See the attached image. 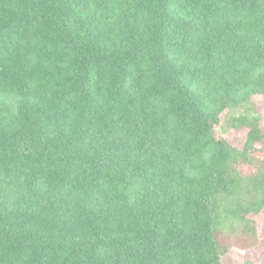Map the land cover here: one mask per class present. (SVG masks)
<instances>
[{
  "label": "trees",
  "instance_id": "obj_1",
  "mask_svg": "<svg viewBox=\"0 0 264 264\" xmlns=\"http://www.w3.org/2000/svg\"><path fill=\"white\" fill-rule=\"evenodd\" d=\"M258 96L264 0H0V264L264 250Z\"/></svg>",
  "mask_w": 264,
  "mask_h": 264
},
{
  "label": "rangeland",
  "instance_id": "obj_2",
  "mask_svg": "<svg viewBox=\"0 0 264 264\" xmlns=\"http://www.w3.org/2000/svg\"><path fill=\"white\" fill-rule=\"evenodd\" d=\"M259 102V109L261 113L264 116V97L263 96H258L257 98ZM223 135L227 138L228 141L232 142L237 139V135L233 131H229L226 133H223ZM256 225L258 232L260 236L264 235V225H263V218L264 214L261 213L257 215L256 217ZM236 262L239 264H264V250L261 248L255 246L251 247L245 250H237L233 249L226 253L223 258H222V263L223 264H228Z\"/></svg>",
  "mask_w": 264,
  "mask_h": 264
}]
</instances>
